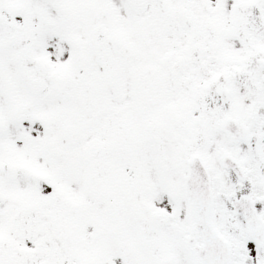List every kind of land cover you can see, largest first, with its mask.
Returning <instances> with one entry per match:
<instances>
[{
  "label": "snow or ice",
  "instance_id": "obj_1",
  "mask_svg": "<svg viewBox=\"0 0 264 264\" xmlns=\"http://www.w3.org/2000/svg\"><path fill=\"white\" fill-rule=\"evenodd\" d=\"M0 264H264V0H0Z\"/></svg>",
  "mask_w": 264,
  "mask_h": 264
}]
</instances>
